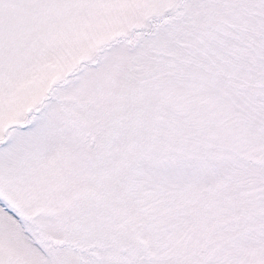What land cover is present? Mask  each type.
<instances>
[{
	"label": "snow or ice",
	"instance_id": "6c2138e0",
	"mask_svg": "<svg viewBox=\"0 0 264 264\" xmlns=\"http://www.w3.org/2000/svg\"><path fill=\"white\" fill-rule=\"evenodd\" d=\"M0 264H264V0H0Z\"/></svg>",
	"mask_w": 264,
	"mask_h": 264
}]
</instances>
